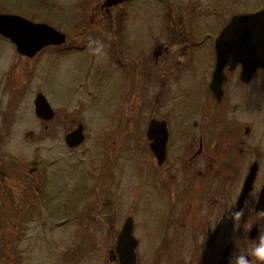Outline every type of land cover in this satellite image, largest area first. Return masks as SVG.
<instances>
[{
	"label": "flooded vegetation",
	"instance_id": "af4514ba",
	"mask_svg": "<svg viewBox=\"0 0 264 264\" xmlns=\"http://www.w3.org/2000/svg\"><path fill=\"white\" fill-rule=\"evenodd\" d=\"M102 1L93 8L104 18L110 15L109 20L90 21L84 31L73 33H88L84 40L66 34L55 47L57 66L69 79L88 74L97 89L113 84L119 90L121 116L100 123L105 132L97 141L103 143L105 161L101 181L93 189L105 209L112 208L114 189L117 204H123L129 192L134 200L121 216L116 238L105 246L107 264H121L116 239L129 215L135 264H237L239 255L249 256L259 244V228L264 233V66L244 80L241 63L226 64L221 93L216 96L211 84L224 27L234 15L258 11L264 3L239 11L237 0H232L224 16L227 7L219 0L210 4L217 20L202 26V0H160L161 20L157 8L150 20L149 13L142 20V6L141 19L136 20L138 15L126 10L131 0L108 10ZM73 49L83 54L75 56ZM144 109L149 110L147 116ZM70 120L66 134L79 124L84 132L77 146L65 142L74 149L86 142L89 130L76 118ZM111 145L114 158L132 150L134 164L116 167ZM252 168L254 179L242 195ZM37 171L33 166L24 177L33 192L39 191ZM114 220L111 217L109 236ZM250 260L259 264L255 257Z\"/></svg>",
	"mask_w": 264,
	"mask_h": 264
},
{
	"label": "rangeland",
	"instance_id": "374dc122",
	"mask_svg": "<svg viewBox=\"0 0 264 264\" xmlns=\"http://www.w3.org/2000/svg\"><path fill=\"white\" fill-rule=\"evenodd\" d=\"M100 1L0 0V12L46 22L61 32L79 37L77 42H81L88 33L75 36L74 32L84 31L90 21L111 18L110 15L102 17L99 8H93ZM215 2L219 4V0L201 1V8L205 9L202 26L217 20ZM162 3L131 0L126 10L129 15L137 14L136 20H140L144 6L142 20L148 19V13L150 20L151 11L157 8V19L161 20ZM263 3L264 0H237L236 8L255 10ZM223 4L227 9L222 14L226 16L227 5L233 3L224 0ZM72 51L75 56L83 54ZM78 76L72 81L68 78L70 74L58 68L55 45L46 46L29 57L19 53L9 38L0 35V169L5 167V180L19 205L13 227L6 228L4 205L9 200L3 202L0 194V264H107L105 246L116 238L123 217L133 203V193L129 192L123 204H117L118 190L114 189L112 208L105 209L93 189L101 181L105 161L103 143L100 145L97 141L105 132L100 123L105 122L104 118L121 116L119 90L113 84L105 90L97 89L91 84L93 76L82 73ZM37 92L44 93L55 110L54 117L48 121L35 113L33 100ZM143 111V116L149 114L148 109ZM70 118L83 122L89 130L86 142L74 149L64 141L72 125ZM28 129L34 131V139L25 135ZM109 155L116 167L126 165L127 169L134 164L132 150L114 158L111 145ZM33 166L39 171L34 174L39 191L34 192L24 180ZM0 192L6 193L1 188ZM111 217L115 219L114 234L109 236ZM6 229L12 232V246L4 243Z\"/></svg>",
	"mask_w": 264,
	"mask_h": 264
},
{
	"label": "water",
	"instance_id": "95a60500",
	"mask_svg": "<svg viewBox=\"0 0 264 264\" xmlns=\"http://www.w3.org/2000/svg\"><path fill=\"white\" fill-rule=\"evenodd\" d=\"M124 1L126 0H103L101 6L106 7L108 10L110 7L120 5ZM260 30L262 32H259ZM263 31L264 8L250 13L236 14L224 27L217 40V64L211 84L216 96L218 91L221 93V84L224 79L223 67L226 64L234 66L241 63V78L244 80L250 79L257 68L264 66ZM0 35L9 38L15 44L19 53L29 57L35 56L46 46L58 45L66 40V33L57 30L46 22H34L22 15L4 12H0ZM33 102L35 113L40 119L48 121L54 117L55 110L44 93L37 92ZM25 135L32 139L35 137L32 129L26 130ZM83 139L82 124H79L65 135V142L70 147L77 146ZM152 148L159 156L157 145L153 144ZM254 175L252 168L245 180L242 195L250 188ZM135 247L133 219L129 215L116 239V249L121 264H135Z\"/></svg>",
	"mask_w": 264,
	"mask_h": 264
},
{
	"label": "trees",
	"instance_id": "16d2710c",
	"mask_svg": "<svg viewBox=\"0 0 264 264\" xmlns=\"http://www.w3.org/2000/svg\"><path fill=\"white\" fill-rule=\"evenodd\" d=\"M6 169L5 167H3V169H0V188L3 189V191H5L6 193H2L3 195V202H5L6 200H9V203L5 204V214H4V218L6 221V228H12L14 225V219L18 216L17 214H15L17 212V209L19 207L18 205V201L15 200V198L13 197L12 191H11V187L7 184L6 182ZM14 214L16 217H14ZM6 229L4 230V243L9 244L10 246H12V232Z\"/></svg>",
	"mask_w": 264,
	"mask_h": 264
},
{
	"label": "clouds",
	"instance_id": "9594fccd",
	"mask_svg": "<svg viewBox=\"0 0 264 264\" xmlns=\"http://www.w3.org/2000/svg\"><path fill=\"white\" fill-rule=\"evenodd\" d=\"M258 236L259 244L255 245L249 256L239 255L237 264H251L250 257H255L259 264H264V233L260 232V228L258 230Z\"/></svg>",
	"mask_w": 264,
	"mask_h": 264
}]
</instances>
